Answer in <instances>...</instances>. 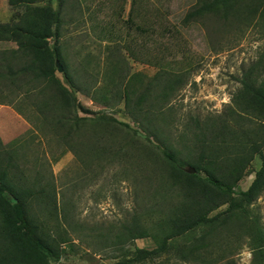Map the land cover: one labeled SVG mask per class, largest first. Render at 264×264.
Masks as SVG:
<instances>
[{
  "label": "rangeland",
  "instance_id": "rangeland-1",
  "mask_svg": "<svg viewBox=\"0 0 264 264\" xmlns=\"http://www.w3.org/2000/svg\"><path fill=\"white\" fill-rule=\"evenodd\" d=\"M204 1L52 0L53 7L62 11L58 44L64 62L79 90L78 100L92 112L58 104L52 115L45 104L48 95L35 90L43 85L28 86L20 77L24 81L20 91L0 92V160L12 154L16 168L11 174L19 186L45 187L57 196L58 212L42 200L31 203L33 216L49 221L54 238L69 237L62 244L61 260L53 264H115L126 253L132 255L136 246H154L150 239L129 240L127 227L138 221L148 235L159 239L163 230L158 224H169L171 219L168 207L189 200L178 180L169 176L174 171L164 149L176 154L185 169L203 153L205 161L218 158L219 165L227 168L228 159L254 141L262 143L264 151L263 119L241 111L237 101L251 65H259L257 83L264 81V21L260 12L250 16L248 10L227 18L214 12L187 20ZM56 74L70 85L63 73ZM146 89L149 98L141 107L155 111L151 124L147 118L141 123L133 118L140 106L132 102ZM62 116L69 118L65 128L58 122ZM77 116L115 118L137 134L122 132L115 124L94 126L90 133L91 123L85 122L79 134L71 135L67 132ZM93 133L102 138L101 146L107 145L108 153L99 159L88 157L89 146L82 144ZM95 143L89 142L91 148ZM122 146L128 154L143 149L148 157L139 164L136 159L125 161L118 153ZM261 166L257 155L249 170ZM254 179L255 172L245 176L236 190H248ZM227 208L222 206L210 216ZM234 219L228 230L219 229L222 238L216 241L224 243L223 258L215 264H257L255 248L264 236V190ZM198 232L178 239L179 247L157 262L201 264L195 257L180 258L182 251L196 245ZM215 251L213 247L214 259Z\"/></svg>",
  "mask_w": 264,
  "mask_h": 264
},
{
  "label": "trees",
  "instance_id": "trees-1",
  "mask_svg": "<svg viewBox=\"0 0 264 264\" xmlns=\"http://www.w3.org/2000/svg\"><path fill=\"white\" fill-rule=\"evenodd\" d=\"M10 6L14 10L12 22L0 25V34L11 31V36L15 38L19 45V49L25 53L27 59L24 68V80L26 85L39 82L43 85V89H35L41 95H48L45 104L50 108L52 115L57 113V105L63 107H71L74 111L80 108L83 112L90 114L92 111L85 109L77 98L76 87L71 77L67 65L64 62L61 47L58 44L60 29L62 26V11L53 7L52 0H9ZM240 10H248L250 16L257 15L264 21V0H206L194 12L188 15L187 20L191 17L202 16L208 13L223 12L225 18L230 14H236ZM131 16V14H130ZM131 17L128 19L130 21ZM228 22V21H227ZM2 31V32H1ZM52 40L54 44L52 45ZM57 61L64 68V83L57 77ZM258 64H253L246 71L242 81L243 87L237 97L240 104V110L244 113L264 121V81L257 83L260 73H258ZM31 87V86H30ZM29 87V89H30ZM126 103L129 105V90L124 91ZM89 96V94H87ZM148 89L137 100H133L132 104L138 107L133 109L134 120L141 123L142 119L147 118V124L152 123L153 114L150 107L143 110L141 107L145 100L148 99ZM59 101V102H58ZM50 112V113H51ZM151 115V117L149 116ZM148 116V117H147ZM68 117L62 116L58 122L61 128H65L68 123ZM75 123L68 129L67 133L71 135L79 134L83 127L81 123L90 122L89 132L96 130L93 127H101L106 124H115L119 126L122 132L137 131L133 130L130 125L122 123L115 118L102 116L100 118H82L75 117ZM264 125V124H263ZM148 126V125H147ZM224 130H222V133ZM88 134V133H86ZM84 134V135H86ZM96 134V133H95ZM86 135L82 144L89 146L88 157L94 156L99 159L107 150L104 145L101 146L102 138L95 135ZM157 132H150V136H155ZM83 136V134H82ZM148 137L150 141L151 137ZM264 136V135H262ZM95 140V145L91 148L89 142ZM0 141V148H2ZM107 146V145H106ZM145 146V145H144ZM124 146L120 147L118 153L125 161L136 159V163L143 162L148 156L143 149L138 150L134 154H128L124 151ZM227 150V148L225 149ZM1 153V151H0ZM163 156L168 165L173 169L169 176H173L178 181L183 177L181 184L186 192L185 200L180 204L168 207L167 219L169 224L159 223L163 233L159 234L161 238L151 237L146 231L139 227L138 221L134 226L127 227L129 240L150 239L154 243V248H135L132 255L126 253L122 260L115 264H143V262L151 259L154 264H162L157 262L165 254L179 247L178 239L184 238L190 232L199 231L196 234V245L188 247V251H182L180 258L195 257L196 261L201 264H215L222 259L221 247L224 243L216 241L222 238L219 229H229L235 221L234 217L240 211H245L251 206L261 192L264 190V151L262 143L254 141L250 147L242 154H238L233 159H228L227 168L221 167L218 158H212L208 161L203 153L199 161L190 162L189 165L196 169L195 174H189L185 171V163L179 160L176 154L170 152L169 149L162 151ZM0 160V264H53L62 258V244L69 241V237L54 238L50 231L49 221L38 219L33 216L31 203L33 199L42 200L45 204L54 206V210L58 212L57 196H51L45 187L40 189L24 188L15 183L16 176L11 174L14 170L15 162L12 154ZM259 155L262 159V166L258 171L249 170L254 158ZM57 160V159H56ZM205 164H204V163ZM255 172V179L248 190H236L239 182L247 175ZM164 185L160 186V188ZM160 194V192H156ZM53 195V194H52ZM228 205L226 211L210 216L213 212L222 206ZM64 211V209H63ZM226 215V216H225ZM64 214V219H66ZM200 232H202L200 234ZM215 240L212 238L215 236ZM257 243L255 259L257 264H264V236H260ZM213 247L216 251L213 258ZM225 258V254H224ZM260 261V262H259ZM222 264V263H221ZM223 264H236L234 261L223 262ZM255 264V263H254Z\"/></svg>",
  "mask_w": 264,
  "mask_h": 264
},
{
  "label": "crops",
  "instance_id": "crops-1",
  "mask_svg": "<svg viewBox=\"0 0 264 264\" xmlns=\"http://www.w3.org/2000/svg\"><path fill=\"white\" fill-rule=\"evenodd\" d=\"M14 10L9 0H0V25L12 22ZM2 32V31H1ZM12 32L7 31L0 34V92L20 91L24 84V68L26 67V56L19 49ZM3 105V104H2ZM155 246V245H154ZM154 246L152 248H154ZM149 248V249H152Z\"/></svg>",
  "mask_w": 264,
  "mask_h": 264
},
{
  "label": "water",
  "instance_id": "water-1",
  "mask_svg": "<svg viewBox=\"0 0 264 264\" xmlns=\"http://www.w3.org/2000/svg\"><path fill=\"white\" fill-rule=\"evenodd\" d=\"M57 68H58V72L63 73L64 72V68L62 67V65L60 64V62L57 61ZM185 171L189 174H195L196 173V169L191 167L189 169H185Z\"/></svg>",
  "mask_w": 264,
  "mask_h": 264
}]
</instances>
